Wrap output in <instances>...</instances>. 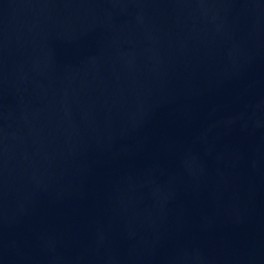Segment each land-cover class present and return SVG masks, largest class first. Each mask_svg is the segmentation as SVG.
<instances>
[{
  "label": "water",
  "instance_id": "water-1",
  "mask_svg": "<svg viewBox=\"0 0 264 264\" xmlns=\"http://www.w3.org/2000/svg\"><path fill=\"white\" fill-rule=\"evenodd\" d=\"M0 264H264V0H0Z\"/></svg>",
  "mask_w": 264,
  "mask_h": 264
}]
</instances>
